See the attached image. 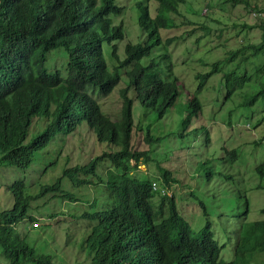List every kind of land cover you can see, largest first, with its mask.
<instances>
[{"label": "trees", "instance_id": "trees-1", "mask_svg": "<svg viewBox=\"0 0 264 264\" xmlns=\"http://www.w3.org/2000/svg\"><path fill=\"white\" fill-rule=\"evenodd\" d=\"M150 1L155 3L153 17L149 15ZM185 1L138 2V26L146 39L138 44L127 43L120 57L117 42L123 40L124 32L122 23L114 21L123 10L116 0H0V166L20 171L27 169L35 154L50 145L55 129L69 134L82 122L99 143L116 148L86 165L64 171V175L81 184L87 180L76 177L96 176L104 159L113 168L105 176L106 188L110 189L113 199L112 208L94 216L98 224L85 239L91 252L89 264H254L253 258L264 253V221L246 222L237 216L230 231L232 259L228 263L219 261L220 247L208 221L198 234H194L177 208L181 196L173 192L171 197H161L154 203L152 179L127 175L131 161L151 162L150 148L138 149L132 143L137 132L132 118L134 103L140 111L148 109L160 120L175 114L180 120L179 138L189 135L192 118L197 120L201 116L199 99L185 91L184 82L172 74L171 64L167 65L164 73L167 79L163 80L154 71L153 60L146 66L140 63L156 47L161 48L159 64L168 63V48L176 38L163 41L160 30L174 28V17L180 16L179 7ZM226 1L256 11L257 20L261 22L243 23L242 27L259 29L261 37L256 43H245L229 51L208 71L196 74L197 89L200 90L203 83L221 72L225 65L226 70L221 75L225 98L241 92L238 106H253L259 100L264 101V0L261 6L251 5L250 0ZM198 24L205 35L209 34L208 26ZM108 45H111V57L116 62L112 70L107 68L103 56V47ZM58 52L67 60L64 76L59 71L50 74L46 69L48 55ZM248 65L252 66L250 71H247ZM121 81L125 86L118 92L120 118L111 120L102 114L92 96L110 95ZM246 85L250 86V91L243 90ZM129 92L134 97H130ZM182 93L184 104L180 103ZM34 120H39L37 126L42 123L45 126L28 138ZM164 140L165 136H154L149 130L142 139L149 146ZM225 153L231 162L237 157L236 150ZM161 162L156 158L152 160L160 181L168 187L179 185L174 172ZM255 172L264 178V164L257 166ZM206 178L209 182L210 177ZM192 184L187 180L180 189L188 190ZM8 190L9 208L4 199L0 200L2 257L8 264H21V260L53 264L50 257L36 253L27 244L26 236L20 234L16 226L25 219L31 223L37 221L28 216L31 201L46 194L56 195L60 179L39 191L31 190L30 195L25 193L22 179L13 181ZM199 205L206 218L207 209L202 203ZM246 215L245 203L243 217ZM224 232L228 229L224 228Z\"/></svg>", "mask_w": 264, "mask_h": 264}, {"label": "rangeland", "instance_id": "rangeland-1", "mask_svg": "<svg viewBox=\"0 0 264 264\" xmlns=\"http://www.w3.org/2000/svg\"><path fill=\"white\" fill-rule=\"evenodd\" d=\"M140 1L144 0H116L123 10L114 21L116 24L122 23L124 32L123 40L117 42L120 57L127 43L138 44L146 39L137 21L136 4ZM262 1L250 0V4L261 6ZM154 8L155 3L150 1V17L154 16ZM255 13L243 5L234 6L226 0H186L179 7L180 16L174 17V28L160 30L163 41L176 38L168 48V63L159 64L160 47H156L140 63L146 66L153 60L154 71L163 80L167 79L165 69L171 64L172 74L184 82V90L199 99L202 105L201 116L197 120L192 118L189 135L179 138L180 120L175 114L160 120L148 109L140 111L137 103H134L132 113L134 128L137 127L132 143L138 149H146L148 146L151 161L146 164L141 160L143 164L132 175L159 181L155 172L157 167L152 163L155 158L162 161L161 165L165 168L171 169L180 184L168 188L171 195L174 192L181 196L177 208L182 217L194 234L199 233L205 222L211 224L214 239L220 246L219 258L226 262L232 259L233 254L230 234L233 221L244 213L245 202L248 210L246 221H264V178H259L255 172L257 166L264 164V101L259 100L253 106H238L242 99L241 92L226 99L221 80L225 65L221 67V72L211 75L200 90L197 89L199 80L195 75L205 73L213 63L221 61L229 51L237 50L242 44L259 41V29L242 27L243 23L252 25L261 22ZM198 23L208 26L209 34L205 35ZM111 51V45L103 47V56L109 70L116 64ZM66 63V58L60 52L51 53L46 62L47 72L52 74L59 71L64 76ZM251 69L252 66L248 65L247 71ZM124 86L121 81L110 95L92 96L101 107L102 114L111 120L120 118L121 101L118 92ZM243 90L250 91V86L246 85ZM128 95L134 97L130 92ZM183 96L182 93L181 104H184ZM38 122L35 120L32 124L28 138L44 128L45 123L37 126ZM147 130L154 136H165V140L145 145L142 139ZM95 139L94 133L85 124L70 134L55 129L50 145L35 154L32 165L27 169L20 171L7 165L0 166V200H5L7 208L10 205L8 187L13 181L22 179L25 193L30 195L31 190L39 191L60 178L62 194L69 197L53 198L46 194L32 200L28 216L37 220L39 226L33 228L29 219L16 226L17 231L26 236L27 244L36 253L50 257L53 264H89L90 251L84 241L88 223L83 215L101 211L107 202H111L109 192L106 193L104 188L106 178L98 181L99 176L103 178L107 171H112L105 161L101 162L96 176H88L89 181L93 180L89 187L77 186L71 179L62 176L67 166H81L103 152L116 151L113 146L99 143ZM231 150L237 151V157L232 162L225 153ZM207 175L210 177L209 182ZM187 180L193 182L191 188L181 190L180 187L185 186ZM189 192L192 194L188 195ZM160 199L159 196L154 197V203ZM200 203L207 209L206 218L202 215ZM224 226L228 229L226 233ZM253 263L264 264V254H257ZM0 264H8L2 253ZM26 264L34 263L28 261Z\"/></svg>", "mask_w": 264, "mask_h": 264}, {"label": "clouds", "instance_id": "clouds-1", "mask_svg": "<svg viewBox=\"0 0 264 264\" xmlns=\"http://www.w3.org/2000/svg\"><path fill=\"white\" fill-rule=\"evenodd\" d=\"M35 121V120H34ZM34 121L32 122V124L34 123ZM82 124H84L83 122L79 125V126H77V128H76V130L82 125ZM32 126V125H31ZM31 128V127H30ZM86 128H87V126H86ZM88 129V128H87ZM30 130V129H29ZM75 130V131H76ZM89 130V129H88ZM90 131V130H89ZM74 132V131H73ZM73 132H71V133H73ZM70 134V133H69ZM96 140V139H95ZM97 141V140H96ZM98 142V141H97ZM107 145H109V144H107ZM109 146H111V145H109ZM112 147V146H111ZM103 153H107V152H103ZM102 153V154H103ZM109 153H111V152H109ZM101 154V155H102ZM101 155H99V156H101ZM99 156H97V157H99ZM96 158V157H95ZM94 159V158H93ZM93 159H91V160H93ZM90 160V161H91ZM89 161V162H90ZM103 161H105L108 165H109V163L110 162H108L106 159H104ZM88 162V163H89ZM141 162V160H139V162L138 163H135L134 161H131L130 163H129V165H130V168H129V170L127 171V175L129 176V177H132V178H136V177H134L132 174H133V171H136L137 170V168H138V166L140 165V164H143V163H140ZM132 163H134V164H132ZM87 164V163H86ZM86 164H84V165H86ZM78 165H75L74 167L72 166V167H70V166H67V167H65L66 169H64L63 170V172H62V176L63 177H66V178H69L67 175H64V171H66V170H69V169H73V168H75V167H77ZM81 166H83V165H81ZM100 166H101V162H100V164H99V166H98V168L97 169H99L100 168ZM109 168L113 171V168H111V166L109 165ZM110 171H107L106 173H105V176H106V174L107 173H109ZM96 174H98L97 173V171H96ZM88 176H90V175H88ZM88 176H86V175H79L78 177H76L78 180H84V179H86L87 180V183H81V184H76L75 182H74V180L72 179V178H69V179H71L72 180V183L73 184H75V185H86L87 187H89L88 185H89V183H93V180L92 181H89V178H88ZM158 177V176H157ZM259 177V176H258ZM147 177H144V178H141V179H146ZM260 178V177H259ZM58 179H60V178H58ZM100 179L102 180H104L105 179V177H100L99 176V178H98V181H100ZM149 179V178H148ZM158 180L159 181H153L152 180V186H151V188H152V192H153V194H154V196L156 197V196H159L160 198L161 197H167V195L168 194H170L169 195V197H171V193L169 192V188H168V186L167 185H164L161 181H160V179H159V177H158ZM106 181H105V183H104V188L106 189V193H108V195L110 196V198H111V202H107L106 204H105V206L102 208V210L101 211H95L94 213H92V214H88V213H86V214H84L83 215V217H84V219L85 220H87V223H88V225H86V229H87V233H86V237H89L90 236V234H91V232H92V229L98 224V220L97 219H95L94 218V216L95 215H97V214H101L102 212H104V211H110L111 210V208H112V203H113V199H112V195H111V191H110V189H107L106 188ZM108 191V192H107ZM44 196H47V195H44ZM50 196H52L53 198L54 197H56V196H59V197H61V198H65V197H69L68 195H66V194H62V191H61V188H60V190H59V192L56 194V195H54V194H50ZM192 199H193V197H192ZM246 203V202H245ZM246 208H247V203H246ZM247 212H248V210H247ZM247 216V215H246ZM241 217V219L243 220V221H246V217H243V214L240 216ZM92 223H91V222ZM234 222H235V219H234V221H233V227H234ZM247 222V221H246ZM256 222V221H255ZM35 223H37L38 224V221H36ZM32 224V223H31ZM33 228H35L37 225H35V224H33V225H31ZM224 228H227L226 226H224ZM231 230H233V228H231ZM210 231H211V233L213 234V232H212V227H211V224H210ZM214 235V234H213ZM86 237H85V239H86ZM85 239H84V241H85ZM85 245H86V241H85ZM219 246V245H218ZM87 247V246H86ZM220 247V246H219ZM88 248V247H87ZM90 251V250H89ZM233 253V252H232ZM219 254H220V252H219ZM258 254H264V253H258ZM41 255H43V254H41ZM90 260H91V252H90V257H89V263H90ZM218 260L219 261H221V262H224V263H228L229 261H223V260H221L220 258H219V255H218ZM231 261V260H230ZM22 262H25V264L27 263L26 261H24V260H22ZM22 262H20V263H22Z\"/></svg>", "mask_w": 264, "mask_h": 264}]
</instances>
